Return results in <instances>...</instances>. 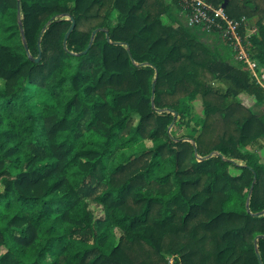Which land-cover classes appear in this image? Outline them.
Masks as SVG:
<instances>
[{
    "label": "trees",
    "instance_id": "1",
    "mask_svg": "<svg viewBox=\"0 0 264 264\" xmlns=\"http://www.w3.org/2000/svg\"><path fill=\"white\" fill-rule=\"evenodd\" d=\"M206 1L264 65V0ZM183 13L0 0V264H264V88Z\"/></svg>",
    "mask_w": 264,
    "mask_h": 264
},
{
    "label": "built area",
    "instance_id": "2",
    "mask_svg": "<svg viewBox=\"0 0 264 264\" xmlns=\"http://www.w3.org/2000/svg\"><path fill=\"white\" fill-rule=\"evenodd\" d=\"M181 4L189 24L203 26L223 36L235 50L237 58L247 66L252 80L264 88V65L250 53L249 37L256 34L258 28L254 27L248 34L249 18L231 17L223 5L216 6L206 0H181Z\"/></svg>",
    "mask_w": 264,
    "mask_h": 264
},
{
    "label": "rangeland",
    "instance_id": "3",
    "mask_svg": "<svg viewBox=\"0 0 264 264\" xmlns=\"http://www.w3.org/2000/svg\"><path fill=\"white\" fill-rule=\"evenodd\" d=\"M179 18L188 27L193 28L194 32L196 33L199 40L204 42L210 49H212L214 52L219 53L221 56H223L226 60L231 62L233 65L240 66L241 68L247 70V66L237 58V54L233 47L230 45V43L219 33L208 30L207 28L203 26H194L190 25L186 16L184 14L179 15ZM257 17H251L249 19V29L248 34L252 33V29L254 27H257V23L255 21ZM257 20V19H256ZM115 23V18L111 21V24ZM248 71V70H247ZM249 72V71H248ZM243 101L246 106H252L255 104V98L252 96H243ZM192 106V113L195 115H198L201 111V105L199 101H194L191 103ZM188 132V127H177L176 133L178 135H181L183 133Z\"/></svg>",
    "mask_w": 264,
    "mask_h": 264
},
{
    "label": "water",
    "instance_id": "4",
    "mask_svg": "<svg viewBox=\"0 0 264 264\" xmlns=\"http://www.w3.org/2000/svg\"><path fill=\"white\" fill-rule=\"evenodd\" d=\"M74 27H75V20L73 19V20H72V24H71V26H70L68 32H67L66 35H65V41H66V40L68 39V37L70 36V34H71V32L73 31ZM95 33H96V31H94L93 35H94ZM92 39H93V38H92ZM92 41H93V40H91L89 47L91 46ZM89 47H88L83 53H86V52L88 51ZM39 57H40V56H39ZM39 57H38L36 60H39ZM154 86H155V83H153V87H154ZM174 121H175V120H174ZM174 121H173V123H174ZM173 123H172V124H173Z\"/></svg>",
    "mask_w": 264,
    "mask_h": 264
},
{
    "label": "crops",
    "instance_id": "5",
    "mask_svg": "<svg viewBox=\"0 0 264 264\" xmlns=\"http://www.w3.org/2000/svg\"><path fill=\"white\" fill-rule=\"evenodd\" d=\"M257 19V18H256ZM256 19H255V21H256Z\"/></svg>",
    "mask_w": 264,
    "mask_h": 264
}]
</instances>
